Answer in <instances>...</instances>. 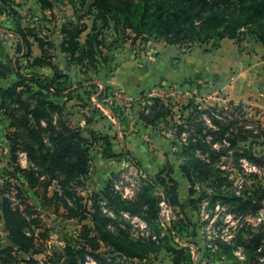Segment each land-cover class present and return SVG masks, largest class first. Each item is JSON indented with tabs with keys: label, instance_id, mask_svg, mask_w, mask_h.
<instances>
[{
	"label": "trees",
	"instance_id": "1",
	"mask_svg": "<svg viewBox=\"0 0 264 264\" xmlns=\"http://www.w3.org/2000/svg\"><path fill=\"white\" fill-rule=\"evenodd\" d=\"M38 2L44 10H50L53 6L50 0ZM82 3L85 4V0ZM16 6V0H0V12L6 13L5 9H8L13 17L19 19ZM90 9L92 26L85 22L62 25L61 49L69 64L80 67L85 72L94 70L96 75L100 73L101 66L109 61L104 50L110 46L103 33L111 28V21L114 22L117 33H120V29L134 33L132 45L141 37H153L168 45H204L214 42L216 47H220L222 40L240 41L246 34L253 35L264 45V0H94ZM86 16L85 14L84 17ZM34 32V28L24 29L19 23L15 32L18 37L15 54L17 61L14 62L11 58L7 62L0 60V81L12 75L17 78L8 86L0 87L1 106L10 121L11 131L7 139L10 142L11 161L18 163L20 152H24L32 163L27 169L15 164V174H19L17 180L21 185L8 182L2 186L0 218L6 226L9 239L18 249H0V264H21L22 258L17 255L21 252L31 256L29 260H25L27 264H42L34 256L44 253L38 241L47 234L36 232L42 221L37 208L30 202L26 188L34 189L36 193L40 187L43 188V198L47 199L48 189L53 182H57L58 187L50 199L60 204L57 210L60 211L63 207L65 218L77 219L82 227L78 236L67 242L65 248L47 255L44 264H85L88 257L93 258L97 264H135L136 260H145L148 255L146 245L128 241L120 232L113 231H121L123 224L104 214L102 201H107L106 205L118 216L122 212L132 211L145 214L148 221L157 222L160 203L159 198L153 194L156 187H160L173 207H183L179 197V183L172 176L173 167H170L166 175L160 173L156 180L145 178L147 185L135 198L124 197L115 190L114 183L109 181L102 192L91 193L89 207L86 198L78 193V187L83 186L80 179L90 172L94 145L101 143L103 154L107 158L119 155L114 152L107 135L91 130L87 136L86 130L73 127L65 119L66 104L60 101L65 99L66 103L72 100L77 88L70 82L71 77L53 62V56L48 53L53 44ZM27 33L34 35L33 40ZM34 43H38L42 56L32 60ZM21 58L27 59L29 63L24 68L25 73L22 72ZM43 65H50L54 75L47 76L32 71L34 67ZM78 87H82V84L79 83ZM93 87L98 89L95 94L84 92L88 95L90 104H93V96L101 102L113 95L110 87L101 90L96 84ZM27 93L30 94L29 98H25ZM147 107L145 109H149V113L140 116L146 125L155 126L161 121H168L169 112L159 99L154 98L153 104ZM242 107L239 105L237 108L242 112ZM214 115L209 112V119L217 129L206 127L209 130H200V137H196L188 126H177L176 137L184 145L183 148H186L181 157V171L191 182V194L196 193L198 183L202 186L211 183L213 192L208 194L207 190H203L201 197L209 198L212 206L218 202L228 205L229 212L240 216L244 221L243 227L232 241L219 239L218 250L213 251L207 247V254L215 260L230 264L257 263L258 248L264 242V223L254 225L249 220L257 217L264 207V187L258 180V174L253 173L251 175L256 182L252 185L245 183L238 189L230 177H222L223 170L216 168V165L221 156L227 153V141L235 148L241 142L255 139L250 148H245L243 154L236 153V156L248 158L259 168L263 167L264 158L254 152L253 145L259 144L258 139L264 136V131L259 130L261 127L258 126L259 134L256 135L254 129L247 128L245 124L238 125L231 120L228 122L229 118L223 117V111ZM189 123L195 127L193 122ZM200 124L203 126L204 123ZM185 133L188 137L184 139ZM209 135L213 138L210 143L207 141ZM136 164L139 165L138 162ZM225 180L228 182L226 189L222 188ZM192 202L195 200L192 199ZM87 220H91L92 226L84 224ZM190 223L180 218L173 221L164 236L159 231L156 252L166 250L171 253L173 264H194L192 249L176 244L178 240L194 244L198 248L196 242L185 240ZM220 223L218 221L217 224ZM197 235V229L190 234L191 237ZM173 241L176 247L171 244ZM152 244L157 245V242ZM239 248L243 249L244 261L236 255ZM197 251L200 252L201 249L198 248Z\"/></svg>",
	"mask_w": 264,
	"mask_h": 264
},
{
	"label": "rangeland",
	"instance_id": "2",
	"mask_svg": "<svg viewBox=\"0 0 264 264\" xmlns=\"http://www.w3.org/2000/svg\"><path fill=\"white\" fill-rule=\"evenodd\" d=\"M50 1L53 5L52 8L50 10H44L38 0H16V10L20 16V20L13 17V13H9L8 9H5L6 13L0 12L1 61L7 62V59L13 56L15 49L14 46L16 45L17 47L18 44V37L16 34L12 33H15L18 30L20 23L22 28H34L36 30L34 33L39 37H42L44 40L50 41L53 44V47L49 49L48 53L53 56V62L58 67L63 66L65 68L67 57L61 49L63 42L62 25L71 22H85L89 26H92L93 18L90 17L89 14L91 11V4L94 0H85V4L82 3L83 0ZM85 14L87 15L86 17H84ZM114 25V22L111 21V28L105 30L103 33L105 34L107 45L110 46L104 50L108 60L114 57L115 51L118 48H123L126 56L135 54V56L142 60V64H147L149 66H154L163 55L171 57V60H169V63L164 67V71L161 73L163 74L164 79L161 80L159 74L155 79L154 84L147 90L140 92L137 95H125V97L118 98L111 96L105 102L102 101V103L107 104L113 114H115L121 121L119 135L122 143H124V138L127 137L129 130L137 134L142 132L149 138L159 136L168 140L172 146L171 149H169V151L172 150L171 154H168L169 156L171 155L170 158L172 157L169 161L173 167L172 176L179 183V197L183 203V207H173L166 199L164 193H162L160 187H156L153 194L159 198L160 203L157 222L148 221L145 214L134 213L132 211L122 212V214L118 216L106 205L107 201L105 200L102 201V211L108 217L123 224V226L120 227L121 231H119V229H114L113 231L117 233L120 232L119 234H122L123 238L128 241L136 243L141 242L146 245L145 248L148 249L147 258L141 261L136 260L134 262L135 264H173V255L171 253L166 252V250L156 252L157 246L159 245V231L161 232V236H164L167 234L166 230L172 225L174 220L183 218L186 220V223L191 222L189 228L186 230L185 240L192 242L191 240L193 237H191L190 234L194 229H197L199 236L195 238V240H197L203 248H207L206 237H212V240H214L216 234L218 238L220 235L226 236V233H229L226 231L229 224L226 220L231 219V217L224 218L222 225L220 226V232L218 230L215 232L213 225L214 219H216L218 215L221 217L230 215L229 206L221 204L220 202L215 206H212L209 198L201 197L203 190H207L208 194L213 192L211 189L212 184L209 182L205 184L207 186H202L201 183H198L195 187L196 193L194 195L191 194V184L180 169L183 163L181 157L184 156L183 151L186 150V148H183L184 145L176 137V134L174 136L171 134L172 130L176 129V126L183 124L194 131L193 134L196 137H200L198 135H200L199 132L202 129L206 130L204 132H207L209 130L208 128H213L214 130L217 129L209 119V112L217 114L219 111H223V117L229 118L228 122L231 120L238 125L245 124L247 128L254 129L256 135L259 134L258 126H261L259 121H261L262 115L260 114L257 102L231 100L228 98L222 87L225 83H229V81L233 80L234 76L242 75L243 77L238 79L239 83H241L239 86H245L248 88L247 83L250 82V80L247 78L250 73L248 75L244 72L248 69L249 71L251 69H256L260 72L264 70V45L258 42L255 37L250 34H246L240 41H235L230 44L222 45L221 42L220 47H216L214 42L204 45H168L166 42L154 39L153 37H141L137 40L135 45H132L131 38L135 36L134 33L131 30L124 32L123 29H120V33H117L114 29ZM26 35L33 40L34 35H32V33H27ZM222 47L224 51L221 53V58L226 57V60H224L225 62H222V60L219 61V56L216 54V51ZM233 52H237L241 55V60H233ZM8 53L11 55L7 57L6 54ZM208 55L210 57H206ZM209 58H211L212 80H206L205 82L202 80V76L205 74L202 70V64L204 59L206 60ZM11 59H13L14 62L17 61L15 56ZM187 60L193 62V64L197 66L196 72L199 74L197 80L193 78L189 79L187 77L186 74H188V71L196 70L186 63ZM20 64L22 66V72L24 71L25 73L26 70L24 68L29 64L27 59L23 58ZM106 66L107 64H103L101 67L103 69ZM250 67L252 68L250 69ZM63 70L70 73L68 74L71 77L70 82L77 89H75V97L72 100H68L65 103V99H62L60 103L66 104L65 119L68 120L73 127L78 128L87 114L88 117L91 118L95 113L99 112L94 104H90L88 101V95L84 93L85 91L94 93L98 90L93 87V84H96L94 82H97V75L94 70L85 72L80 67H69ZM174 70L176 74H180L182 77L179 76L177 78H172ZM246 75L247 77H245ZM13 80H17L13 75L10 78L1 80L0 87L8 86ZM79 83L82 84V87H78ZM142 94L149 95V98L151 99H159L165 104V108H167L169 112L168 121H161L157 125L149 127L143 124L140 116L143 113H149L150 110L145 109V105H143L140 100L135 99L140 95L142 96ZM29 96L30 94H25V98H29ZM77 96L80 97L78 98ZM93 99L96 101V96H93ZM231 102L233 103L232 105L230 104ZM239 105L243 106L242 112L241 109L237 108ZM2 107L0 98V193L2 192V186L8 182L21 185V182L17 180L19 174H15V164H18L25 169L29 168L32 164L24 152H20L18 163L11 161L10 142L7 139V136L11 131L9 126L10 121ZM83 110H85L84 112L86 113H84ZM98 116L101 115L99 114ZM107 116L108 118L101 119L97 124V127L99 128L98 132L104 135L105 130L110 131V129L113 128L112 135L114 133L118 134V124L109 117L112 116L111 112L108 111ZM189 122H193L195 127ZM200 123H204L203 126ZM198 124H200V126ZM263 128H259V130H263ZM85 130H87L85 135L89 136V129L85 127ZM123 133L126 134L123 135ZM185 135L188 137L187 133H185ZM212 140L213 138L211 135L207 136V141L209 143ZM253 140L255 139H250L245 143L241 142L235 148L230 146L231 144L227 141L225 143L227 153L221 156V159L216 165V168L223 170L221 174L222 177H230L231 181H235V186L238 189H241L240 186L245 183L252 185L256 182V179H254L255 177L251 175L253 173L258 174V180L264 187V166L259 168L248 158H238L236 156V153L243 154L245 148H250ZM258 141L262 142L264 141V138L261 137ZM121 142L118 141L117 145L119 146L118 149L123 151L122 159L118 161L114 159L115 161H112L115 164H119H114V167L109 169L110 171L113 170L111 171L112 173L105 172L104 167L100 165L98 151L92 149L90 172L80 179L83 186L78 187V193L86 198V203L88 205L90 204L89 200L91 198V193L102 192L109 181L115 182L119 180L121 182L119 185L122 193L129 198H135L138 196L143 190L142 188L147 185V183L144 182L147 175L141 167L136 164L135 160L130 159V155L126 153ZM95 146H102V144L98 143ZM253 150L257 152L256 154L258 156L264 158V146L261 143L254 144ZM198 152L199 154H202L201 150H198ZM123 160H125V163H123ZM155 177L156 176L153 177L154 180H156ZM41 180H44V178ZM227 185L228 182L225 180V184L222 188L226 189ZM57 187V182H53L48 189L47 199L43 198L45 193L43 188L40 187L38 193H36V190L34 189L31 190L26 188V193L30 196V202L35 208H37L42 221L41 227L37 228L36 232L37 234L43 232L47 234L46 237L39 238L38 241V244H41L44 253L34 256V258L39 260L42 264L46 261L47 255H52L54 251L60 252L66 247L67 242L74 240L78 236L82 227V224H79L77 219H66L64 216L65 209L61 207L60 211H58L57 208L60 204L56 200L50 199L53 197L54 190ZM192 199H194L195 202H192ZM163 200H167L171 208V219L169 222L166 217L162 215L161 202ZM104 209H107V211ZM260 216L264 219V210L259 217ZM252 221L258 223V225L264 223L259 221L258 216L253 218ZM228 222H230V226L236 224L233 223L234 220L233 222L232 220H229ZM86 223L91 226L93 224L91 220L85 221L84 224ZM168 223H170V225ZM176 241L178 242L176 244L179 247L186 246L184 245V242ZM152 242H157V245L152 244ZM173 242L174 243L171 244H174L176 247L175 241ZM7 247H12L15 250L18 249L9 239L6 226L0 218V249ZM17 255L20 259L22 258L21 264H27L25 260L31 258L30 255L23 252L18 253ZM195 259L198 262L206 260L202 259L201 256H195Z\"/></svg>",
	"mask_w": 264,
	"mask_h": 264
},
{
	"label": "crops",
	"instance_id": "3",
	"mask_svg": "<svg viewBox=\"0 0 264 264\" xmlns=\"http://www.w3.org/2000/svg\"><path fill=\"white\" fill-rule=\"evenodd\" d=\"M11 33V31H10ZM15 34V33H12ZM235 42V40L232 39H224L222 40V45L225 44H230ZM13 47V46H12ZM14 54L11 58H14L16 54V45L14 46ZM1 49V46H0ZM224 51L223 47L219 48L216 51V54L219 59V61L222 60V62H225L226 57H222V52ZM225 53V52H224ZM11 55L10 53L6 54L8 57ZM42 56V50L40 49L38 43H34L32 47V60L38 57ZM233 60H241L242 56L239 55L237 52H233L232 54ZM206 57H210L209 55ZM3 58V57H2ZM205 58V57H204ZM5 60V59H4ZM169 60H171V57L168 55H163L159 58L158 62L154 66H149L147 64H142V60L135 56V54H132L131 56H126L125 52L123 51V48H118L115 51L114 57H112L108 63L107 66L104 67L101 72L97 75V82H94L98 85V87L103 89L104 87H110V91H113V95L117 92L123 93L125 95H137L140 92H143L147 90L150 86H152L155 82V79L157 76L160 74L159 78L162 80L164 79L163 74H161L164 70V67L167 66L169 63ZM67 61V60H66ZM189 66H191L193 69H196L197 66L193 64V62H189L187 60L186 62ZM67 66V67H66ZM65 68L63 66H59V68L66 74H70L67 72L66 68L69 67H77L74 65H71L66 62ZM252 67H250L251 69ZM200 69V67H199ZM202 70L205 74H203V81L206 82V80L210 81L212 80L211 77V58L209 59H204L203 64H202ZM34 72H38L40 74H44L47 76H53L54 75V70L50 65H43V66H38L34 67L32 69ZM197 69L196 70H191L188 71L187 77L189 79L193 78L197 80L199 77V74H197ZM207 71V72H206ZM245 71L244 73H247L249 75L247 79L250 80V82L247 83L248 88L245 86L240 87L238 79L240 77H243L242 75L240 76H234L233 80L229 81V83H225L222 87L223 90H225L227 96L229 99L234 100V101H240L242 100L243 102L245 101H256L259 107L260 114L262 115L261 121H259V124L261 125L260 127H264V70L262 72L258 70H250ZM180 74H176L175 70L173 71L172 78H177L179 77ZM182 77V76H180ZM222 77V75H221ZM247 77V75L245 76ZM166 79V78H165ZM241 79V78H240ZM200 81V80H199ZM76 88V87H74ZM109 98V97H108ZM107 98V99H108ZM106 99V100H107ZM105 100V101H106ZM94 106L97 107V110L99 111L98 113H95L94 116L91 118L88 117V114L85 116L83 119L80 127H82L83 130H85V127L91 130H95L98 132V123L101 121V119H106L108 118L107 113L108 111L111 112L112 116H109L113 121L118 124V134H113V128L109 130H105V134L107 135L113 144V150L116 154H118V157H113V158H107L103 154V148L102 146H95L93 149H96L99 153V159H100V165L104 167V170L106 173H112L109 170L111 167H114V164L112 161H118L122 159V150L118 149L119 146L117 145V142H121L120 140V123L121 121L119 118L116 117L115 114L109 109L107 104H104L101 102H98V100L94 101L92 99ZM104 101V102H105ZM85 110H83L84 112ZM86 113V112H84ZM101 116H98V115ZM89 120V122H88ZM143 122V120H142ZM114 123V122H113ZM143 124L147 127L144 122ZM87 131V130H86ZM264 131V128H263ZM126 134V133H125ZM123 133V135H125ZM264 138V136H263ZM124 143H122V146L126 153L130 155V159L135 160L136 162L139 163V167L145 172L147 175L146 178L153 179L154 176L157 178V176L163 172V175L170 170V167H172L171 163L169 162L170 156L168 155L169 153L171 154V145L168 142V140L153 136L149 138L148 136H145L142 132L141 133H134L129 130V133H127V137L124 138ZM151 141H150V140ZM260 139V138H259ZM258 139V140H259ZM173 143V142H172ZM262 144L264 146V141L259 142V144ZM98 149V150H97ZM255 153H257L254 150ZM132 153V155H131ZM173 155V152H172ZM115 159V160H114ZM183 160V158H182ZM123 163H125V160H123ZM119 165V164H115ZM181 169V167H180ZM109 170V172H108ZM188 182L191 184L189 179L187 178ZM199 235L196 237L192 238V242H196L198 244V248L201 249L200 252L197 251L198 248L194 247V244H189V243H184V245L189 246L192 249L193 252V257H194V264H230L227 262H222L213 259L209 254H207L206 248H203L195 238H197ZM243 250V249H242ZM195 256L199 257L201 256L202 259H206L205 261L203 260L202 262H198L195 259ZM243 264V263H242ZM245 264V263H244ZM249 264H254V263H249Z\"/></svg>",
	"mask_w": 264,
	"mask_h": 264
},
{
	"label": "built area",
	"instance_id": "4",
	"mask_svg": "<svg viewBox=\"0 0 264 264\" xmlns=\"http://www.w3.org/2000/svg\"><path fill=\"white\" fill-rule=\"evenodd\" d=\"M115 98H118V97H125V94L123 93H120V92H117L114 94ZM135 99L137 100H140L143 105H145L144 107L148 108L147 106H151L152 103H153V99L149 98V95L147 94H142V96L140 95L139 97H136ZM212 114H215L217 115L216 113L212 112ZM162 124V123H161ZM177 127V126H176ZM178 130V128L172 130V135L174 136L176 134V131ZM184 139L186 138V135L184 134L183 135ZM115 181V180H114ZM114 183V188L116 191L120 192L124 197H127L125 194L122 193L121 191V187H120V181L117 180ZM242 187V185L240 186ZM129 198V197H128ZM161 209H162V215L164 217H166V219L168 220V222L170 221L171 219V208L167 202V200H163L161 202ZM105 211H107V209H104ZM264 210V207L262 208V210L260 211L259 215L262 214ZM258 215V219L260 222H264V219L261 218V216L259 217ZM227 217H231V219H228L226 220L228 224L227 228H226V231L229 232V233H226V236L224 235H220L218 238H217V234L215 236V239L212 240V237H206V244H207V247L210 248L211 250L213 251H217L218 250V244H217V241L220 239V240H224V241H227V242H230L234 239L235 235L237 234V232L243 227V224H244V221L242 220V218L238 215H235V214H231L230 215H225V217H221V216H217L216 219H214V222H213V225H214V229H215V232L216 230H218L220 232V226L222 225V222L224 220V218H227ZM229 220H234L233 223H236L234 226H230V222H228ZM253 219L249 220L250 222H252L254 225H257L258 223H255L252 221ZM218 221H220L221 223L220 224H217ZM170 225V223H168ZM258 253H259V257H258V262L257 263H254V264H264V242L260 245V247L258 248ZM236 255L239 256V258L241 260H245V255L243 254V250L242 248H239L237 251H236ZM90 263H93V264H97V262L91 258V257H88V260L85 264H90Z\"/></svg>",
	"mask_w": 264,
	"mask_h": 264
}]
</instances>
